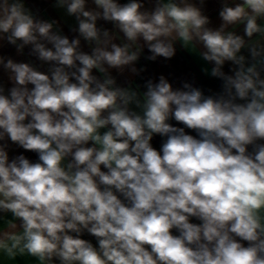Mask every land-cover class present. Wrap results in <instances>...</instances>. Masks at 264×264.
<instances>
[{
	"label": "clouds",
	"instance_id": "9594fccd",
	"mask_svg": "<svg viewBox=\"0 0 264 264\" xmlns=\"http://www.w3.org/2000/svg\"><path fill=\"white\" fill-rule=\"evenodd\" d=\"M208 2L0 0V264H264V0Z\"/></svg>",
	"mask_w": 264,
	"mask_h": 264
},
{
	"label": "crops",
	"instance_id": "0c3cea01",
	"mask_svg": "<svg viewBox=\"0 0 264 264\" xmlns=\"http://www.w3.org/2000/svg\"><path fill=\"white\" fill-rule=\"evenodd\" d=\"M29 5L33 8L35 12L41 14L45 18H55L60 19L62 13L58 12L51 6L52 0H28ZM219 10V4L216 0H209L206 12L213 19L214 22L218 23L217 13ZM71 23V21H68ZM67 31V29H65ZM27 51V50H26ZM2 54L9 56L17 60H24L26 57L17 56L15 49L12 46H7L0 50ZM141 63H144L141 61ZM206 66V62L200 60L199 57L195 55H190L186 51L180 50L178 48L176 56L169 61L167 64L163 63H150L147 65V71L143 74L147 77L158 76L163 73L168 76L169 80L174 83V85H179L181 81L193 82L195 86H199L201 82L209 78L210 76H205L201 69ZM210 67V65H208ZM2 74V70H0ZM31 158L35 159L34 154L28 153ZM19 264H26V261L21 258Z\"/></svg>",
	"mask_w": 264,
	"mask_h": 264
},
{
	"label": "trees",
	"instance_id": "16d2710c",
	"mask_svg": "<svg viewBox=\"0 0 264 264\" xmlns=\"http://www.w3.org/2000/svg\"><path fill=\"white\" fill-rule=\"evenodd\" d=\"M218 86H219V82L215 78L209 77L203 82H201L198 87H201L205 91H207L208 89H216L218 88ZM159 144H160V139L157 137L154 139V146L159 147Z\"/></svg>",
	"mask_w": 264,
	"mask_h": 264
}]
</instances>
